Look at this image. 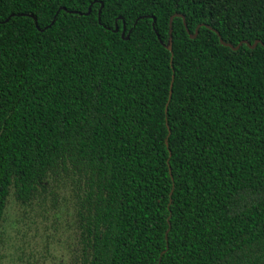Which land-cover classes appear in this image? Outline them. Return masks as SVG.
<instances>
[{
    "label": "trees",
    "instance_id": "obj_1",
    "mask_svg": "<svg viewBox=\"0 0 264 264\" xmlns=\"http://www.w3.org/2000/svg\"><path fill=\"white\" fill-rule=\"evenodd\" d=\"M177 13L262 43L180 16L171 52ZM263 44L264 0H0V227L35 214L59 264H264Z\"/></svg>",
    "mask_w": 264,
    "mask_h": 264
},
{
    "label": "rangeland",
    "instance_id": "obj_2",
    "mask_svg": "<svg viewBox=\"0 0 264 264\" xmlns=\"http://www.w3.org/2000/svg\"><path fill=\"white\" fill-rule=\"evenodd\" d=\"M26 214L29 212L14 207L13 204L9 207L7 220L0 227V264H20L21 250H25L27 255L39 261L40 264H59L60 261H56V257L55 262L52 257L43 258L45 249L42 243L46 236H42V225L31 222L30 217L34 219L35 214L31 216L29 214L28 217L25 216ZM47 224L50 225L49 222ZM54 252L58 250L55 249ZM60 253L63 254L64 251L61 249Z\"/></svg>",
    "mask_w": 264,
    "mask_h": 264
},
{
    "label": "water",
    "instance_id": "obj_3",
    "mask_svg": "<svg viewBox=\"0 0 264 264\" xmlns=\"http://www.w3.org/2000/svg\"><path fill=\"white\" fill-rule=\"evenodd\" d=\"M62 9L67 10L65 7H63ZM59 11H60V10H59ZM59 11H58V13H59ZM68 11H69V10H68ZM101 11H102V10L100 9V10H99V22H101ZM70 12H73V11H70ZM58 13L56 14V16H55L54 20L52 21V23H51L50 25H48L47 27H45L44 29H42V28L39 27L37 17L34 16L33 14H21V15H29V16L33 17V18L35 19V23H36L37 28H38L39 30H42V31H43V30L49 28L50 26H52V25L55 23ZM74 13H77V11H74ZM90 13H91V8L89 9V11H88L86 14L88 15V14H90ZM80 14H82V13H80ZM14 15H16V14H12L11 16H9V17H8L6 20H4L3 22H8V21L10 20V18H11L12 16H14ZM180 16L183 17V19H184V24H185L186 29H187L188 33L190 34L191 38H196L197 35H198V33H199V29H200V27H201V26H205V27H207V28H209V29H211V30H213V31H215V32L217 33V35H218L219 38H220V42H221V44H223L224 46H228V47L232 48L233 50H238L243 44H246L249 48L254 49V48L257 47V45H258L259 43H262L260 40H256L253 44L250 43V42H248V41H242V42H240L238 45L235 46V45H233V44H231V43L226 42V41L222 38V36H221V34H220V32H219L218 30H216L215 28H213L212 26L207 25V24H200V25L196 28L195 33L192 34V33L190 32L188 26H187L185 16H184V15H181V14H179V13H177V14L172 15L171 18H170V37H169L168 42H167V43H164V42L160 39L159 34L157 33L158 38L160 39L161 43H162V44H163V45H164L169 51H171V52L173 51V22H174V18H175V17H180ZM153 20H154V22H153V27H154V29H155L156 18H155L154 16H153ZM125 30H126V26L124 25V29H123V32H122V37H123V38H124V35H125ZM115 31H116V32L118 31V27H116ZM129 37H130V32L128 33V35H127V37H126L125 39H128ZM263 45H264V44H263ZM172 88H173V81H172V83H171V93H170V98H171V96H172Z\"/></svg>",
    "mask_w": 264,
    "mask_h": 264
},
{
    "label": "flooded vegetation",
    "instance_id": "obj_4",
    "mask_svg": "<svg viewBox=\"0 0 264 264\" xmlns=\"http://www.w3.org/2000/svg\"><path fill=\"white\" fill-rule=\"evenodd\" d=\"M62 260H63V261H66V264H69V262L67 261V260H69V257L64 258V259L62 258Z\"/></svg>",
    "mask_w": 264,
    "mask_h": 264
}]
</instances>
